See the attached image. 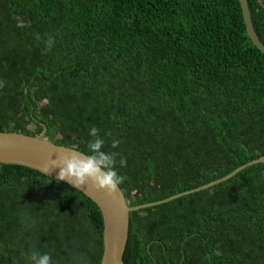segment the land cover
I'll return each mask as SVG.
<instances>
[{
    "label": "trees",
    "instance_id": "1",
    "mask_svg": "<svg viewBox=\"0 0 264 264\" xmlns=\"http://www.w3.org/2000/svg\"><path fill=\"white\" fill-rule=\"evenodd\" d=\"M248 3L264 43V0ZM0 81V132L47 127L49 140L90 154L98 128L102 150L120 154L131 205L264 156V53L239 0H0ZM103 231L79 190L0 165V264H31L33 250L101 264ZM124 263L264 264V164L131 212Z\"/></svg>",
    "mask_w": 264,
    "mask_h": 264
},
{
    "label": "water",
    "instance_id": "2",
    "mask_svg": "<svg viewBox=\"0 0 264 264\" xmlns=\"http://www.w3.org/2000/svg\"><path fill=\"white\" fill-rule=\"evenodd\" d=\"M239 1L241 3L243 19L248 36L252 43L264 53V43L255 30L248 0ZM46 133L47 127L44 128L43 132L34 136L20 132H0V165L10 164L25 166L56 179V177H58L59 168L51 169L48 174H46L43 169L45 164L51 159H57V154L78 152L87 155L75 147H67L54 143L46 137ZM259 163L264 164V156L252 160L240 166L227 176L197 189L173 195L165 200L141 205H131L120 186H118L117 192L112 194H109L107 190H96L90 186L91 182L82 186L81 189L78 190L98 206L103 217L104 253L101 264H125L124 254L129 239L131 212L162 205L185 195L211 188L227 181L247 167ZM62 182L69 184L67 180Z\"/></svg>",
    "mask_w": 264,
    "mask_h": 264
},
{
    "label": "clouds",
    "instance_id": "3",
    "mask_svg": "<svg viewBox=\"0 0 264 264\" xmlns=\"http://www.w3.org/2000/svg\"><path fill=\"white\" fill-rule=\"evenodd\" d=\"M53 40L49 37L46 42L45 53L51 50ZM0 87H4V82L0 81ZM100 130L92 127L89 130L90 139L87 143L88 152L84 155L78 152L57 154V159H51L45 164L43 171L48 174L51 169L59 168L56 179L61 182L67 180L76 190L89 184L96 190H107L109 194L115 193L118 186L122 184L125 177L119 175L115 170L117 152L106 153L103 151L104 140L99 135ZM119 140L112 141V147L119 146ZM121 167H126V158L119 160ZM31 264H52V257L49 253H41L33 250L29 255Z\"/></svg>",
    "mask_w": 264,
    "mask_h": 264
},
{
    "label": "rangeland",
    "instance_id": "4",
    "mask_svg": "<svg viewBox=\"0 0 264 264\" xmlns=\"http://www.w3.org/2000/svg\"><path fill=\"white\" fill-rule=\"evenodd\" d=\"M32 126H30V128H31Z\"/></svg>",
    "mask_w": 264,
    "mask_h": 264
}]
</instances>
